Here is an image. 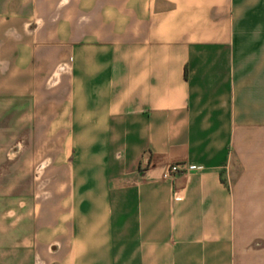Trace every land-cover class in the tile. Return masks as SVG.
Wrapping results in <instances>:
<instances>
[{
	"label": "crops",
	"instance_id": "1",
	"mask_svg": "<svg viewBox=\"0 0 264 264\" xmlns=\"http://www.w3.org/2000/svg\"><path fill=\"white\" fill-rule=\"evenodd\" d=\"M6 98L0 264H264V0H0Z\"/></svg>",
	"mask_w": 264,
	"mask_h": 264
},
{
	"label": "rangeland",
	"instance_id": "2",
	"mask_svg": "<svg viewBox=\"0 0 264 264\" xmlns=\"http://www.w3.org/2000/svg\"><path fill=\"white\" fill-rule=\"evenodd\" d=\"M9 100L6 99H0V199L7 200L11 190L15 189V186L11 185L12 180V172H11V159H14L16 157H20V151H21V145H18V150H16V147L11 145L10 140V130H9ZM19 165V183L20 178L25 179L26 176V170L20 169V163ZM40 169L31 170L29 172V177L33 179L39 178ZM23 181V180H22ZM18 192H26V185H18L17 186ZM30 189H32V186H30ZM2 197V198H1ZM2 205H8V202H0ZM259 247L264 246V242L257 241L256 242Z\"/></svg>",
	"mask_w": 264,
	"mask_h": 264
},
{
	"label": "built area",
	"instance_id": "3",
	"mask_svg": "<svg viewBox=\"0 0 264 264\" xmlns=\"http://www.w3.org/2000/svg\"><path fill=\"white\" fill-rule=\"evenodd\" d=\"M193 168L185 165H171L167 167L162 173V180L166 182H174L178 177L191 171Z\"/></svg>",
	"mask_w": 264,
	"mask_h": 264
}]
</instances>
